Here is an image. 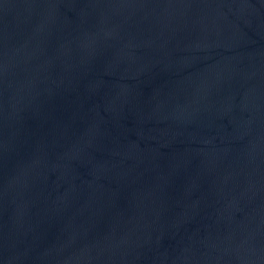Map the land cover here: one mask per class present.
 Segmentation results:
<instances>
[{"label": "water", "instance_id": "water-1", "mask_svg": "<svg viewBox=\"0 0 264 264\" xmlns=\"http://www.w3.org/2000/svg\"><path fill=\"white\" fill-rule=\"evenodd\" d=\"M0 264H264V0H0Z\"/></svg>", "mask_w": 264, "mask_h": 264}]
</instances>
